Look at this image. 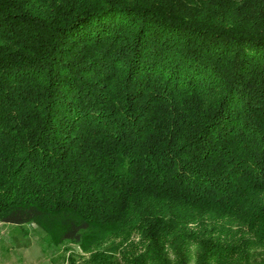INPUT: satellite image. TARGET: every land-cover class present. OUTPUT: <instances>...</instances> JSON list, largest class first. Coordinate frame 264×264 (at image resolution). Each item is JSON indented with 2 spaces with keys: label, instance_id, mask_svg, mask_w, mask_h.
Wrapping results in <instances>:
<instances>
[{
  "label": "trees",
  "instance_id": "trees-1",
  "mask_svg": "<svg viewBox=\"0 0 264 264\" xmlns=\"http://www.w3.org/2000/svg\"><path fill=\"white\" fill-rule=\"evenodd\" d=\"M0 223L68 264H264V0H0Z\"/></svg>",
  "mask_w": 264,
  "mask_h": 264
},
{
  "label": "rangeland",
  "instance_id": "rangeland-1",
  "mask_svg": "<svg viewBox=\"0 0 264 264\" xmlns=\"http://www.w3.org/2000/svg\"><path fill=\"white\" fill-rule=\"evenodd\" d=\"M43 236L44 233L36 225L18 227L0 224V264H68V254L62 251L55 256L46 254L47 263L37 260L34 250L40 247ZM72 249L77 259L85 256L78 247L72 246ZM60 256L63 258L59 259Z\"/></svg>",
  "mask_w": 264,
  "mask_h": 264
},
{
  "label": "crops",
  "instance_id": "crops-1",
  "mask_svg": "<svg viewBox=\"0 0 264 264\" xmlns=\"http://www.w3.org/2000/svg\"><path fill=\"white\" fill-rule=\"evenodd\" d=\"M1 225L9 226V225H4V224H1ZM36 245L38 246L37 243H36ZM34 254L37 255V260H41L42 259L41 261H44V262L47 263V260H48L47 259V255L42 252V249L39 246L34 250ZM49 261H50V259H49Z\"/></svg>",
  "mask_w": 264,
  "mask_h": 264
}]
</instances>
